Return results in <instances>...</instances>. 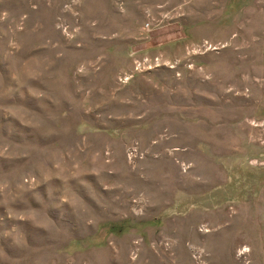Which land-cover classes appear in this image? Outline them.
Segmentation results:
<instances>
[{
  "label": "rangeland",
  "instance_id": "1",
  "mask_svg": "<svg viewBox=\"0 0 264 264\" xmlns=\"http://www.w3.org/2000/svg\"><path fill=\"white\" fill-rule=\"evenodd\" d=\"M0 264H264V0H0Z\"/></svg>",
  "mask_w": 264,
  "mask_h": 264
},
{
  "label": "built area",
  "instance_id": "2",
  "mask_svg": "<svg viewBox=\"0 0 264 264\" xmlns=\"http://www.w3.org/2000/svg\"><path fill=\"white\" fill-rule=\"evenodd\" d=\"M146 30H148L150 32V30H151V25L150 24H147Z\"/></svg>",
  "mask_w": 264,
  "mask_h": 264
},
{
  "label": "crops",
  "instance_id": "3",
  "mask_svg": "<svg viewBox=\"0 0 264 264\" xmlns=\"http://www.w3.org/2000/svg\"><path fill=\"white\" fill-rule=\"evenodd\" d=\"M189 28H191L190 25L184 26V29H189Z\"/></svg>",
  "mask_w": 264,
  "mask_h": 264
}]
</instances>
